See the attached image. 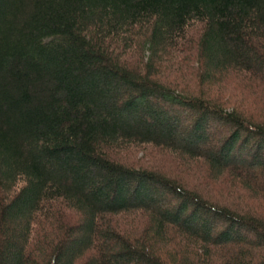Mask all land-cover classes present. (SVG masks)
Masks as SVG:
<instances>
[{"label":"trees","instance_id":"obj_1","mask_svg":"<svg viewBox=\"0 0 264 264\" xmlns=\"http://www.w3.org/2000/svg\"><path fill=\"white\" fill-rule=\"evenodd\" d=\"M0 264H264V0H0Z\"/></svg>","mask_w":264,"mask_h":264},{"label":"rangeland","instance_id":"obj_2","mask_svg":"<svg viewBox=\"0 0 264 264\" xmlns=\"http://www.w3.org/2000/svg\"><path fill=\"white\" fill-rule=\"evenodd\" d=\"M233 78H236V77H233ZM237 83H234V84H231L227 81V84L225 85L226 86V95L228 96H231L233 95L234 96V100H237L238 99V102L241 101V100H244V105H250V100L252 97V93L254 94L255 92L253 91H250L248 88H246L245 90H243L241 87L239 88H236L237 87V84L241 85L242 83L240 82V80L238 81V79H236ZM233 83V82H232ZM243 87V85H241ZM245 87V86H244ZM251 92V93H250ZM253 106L251 107H254V104H251ZM258 109V108H257ZM149 157H152L153 155L155 156L156 158V161L158 163V166H164V167H167V166H173L171 169L172 171L174 170L175 172L177 173H180L182 175V177L186 178V180H190L192 182V184H198L200 183L201 185L203 183H205L206 179H205V175L202 176V173H199L197 167L195 169H190L187 168V167H183V165H179L176 161L174 160L173 158L171 157H168V158H165L163 157L161 154H158V153H153V155L150 156V153L147 154ZM153 156V157H154ZM173 171V172H174ZM202 171V170H201ZM200 171V172H201ZM213 185V184H212ZM225 185V184H224ZM213 188H216L218 190H220L222 188L221 184H214V186H211ZM224 187V193L227 194V190L229 189V185L227 184V186H223ZM234 197L240 199V196L234 194L233 195ZM242 198V197H241ZM120 217V216H119ZM120 219H122V216L120 217Z\"/></svg>","mask_w":264,"mask_h":264}]
</instances>
